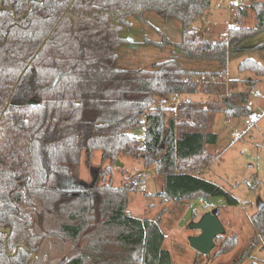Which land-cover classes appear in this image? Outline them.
Here are the masks:
<instances>
[{"label":"trees","instance_id":"1","mask_svg":"<svg viewBox=\"0 0 264 264\" xmlns=\"http://www.w3.org/2000/svg\"><path fill=\"white\" fill-rule=\"evenodd\" d=\"M212 2L0 0V264H173L160 218L141 220L128 211L129 193L141 191L144 175L118 187L106 180L122 156L164 178L156 194L163 202L218 198L239 205L203 172L218 158L208 150L218 142L215 116L254 119L248 102L258 80H228L227 64L249 49L264 50V43L246 45L264 34V2L251 6L254 26L246 25L249 9L241 7L215 42L194 27ZM147 13L181 22L179 57L218 62L221 70L189 71L178 58L152 70L120 69L122 32ZM164 40L156 44H170ZM239 71L264 76L251 59ZM180 95L174 114L170 105ZM144 118L146 140L136 144ZM96 151L108 165L98 180L84 183L82 154L91 161ZM250 223L246 245L239 247L237 235L219 236L202 264H264L254 256L264 250V204ZM232 252L231 260L217 261ZM196 256L198 264L204 255Z\"/></svg>","mask_w":264,"mask_h":264},{"label":"rangeland","instance_id":"2","mask_svg":"<svg viewBox=\"0 0 264 264\" xmlns=\"http://www.w3.org/2000/svg\"><path fill=\"white\" fill-rule=\"evenodd\" d=\"M264 0H213L211 8L204 17L194 24L199 36L213 42L224 38L228 29L234 25L237 11L241 7H248L249 18L246 25H255V16L251 8L254 2ZM145 22L133 17L130 19L131 28L122 32L125 43L117 49V66L124 70H152L154 65L170 58H178L184 69L198 72H217L221 70L218 62L203 60H187L179 57L175 45L182 41V24L179 20H165L155 13H147ZM169 41V45L158 46L156 43ZM264 43V34L246 42L248 47ZM163 45V44H162ZM251 59L264 67V50L249 49L239 55L229 57L227 64V79L247 80L257 79L258 84L250 94L254 105L251 111L254 119L235 117L228 120L224 114H217L212 122V132L218 135V142L208 147V150L218 156L216 162L204 170L203 178L224 188L239 205L229 206L223 199L213 198L208 202L195 200L163 202L156 194L163 190L164 178L153 179L157 173L153 167L146 169L143 161L133 157L122 156L120 165L113 167L107 182L116 187L128 181H135L144 175L141 191L131 192L128 196V211L141 220H157L167 238L164 247L173 259V264H195L196 251L191 246L190 237L200 235V231L191 227V216L195 212L200 218L203 212L215 211L220 219L224 232L222 238L237 235L240 245H246L253 236L250 223L252 215L258 212L264 203V76L257 77L250 72H240L239 65L244 60ZM255 94L258 96L255 97ZM178 106V105H177ZM175 113V102L172 103ZM171 112V111H170ZM256 120V121H255ZM250 122V124L247 123ZM102 166V154L94 153L93 159L88 161L85 152L82 154L78 176L84 183L98 180ZM104 176L100 177V183ZM190 211V212H189ZM190 213L187 216L186 214ZM186 218V219H185ZM185 219L184 224H180ZM215 249L209 256H212ZM234 252L218 258L219 262H227L234 257ZM264 261V250L260 247L254 254ZM207 256L198 257L199 263L208 261ZM198 263V264H199Z\"/></svg>","mask_w":264,"mask_h":264},{"label":"water","instance_id":"3","mask_svg":"<svg viewBox=\"0 0 264 264\" xmlns=\"http://www.w3.org/2000/svg\"><path fill=\"white\" fill-rule=\"evenodd\" d=\"M117 165H120L119 162ZM263 204L260 205L259 210L263 207ZM191 227L200 231V235L190 237L191 248L201 255H210L215 247L216 238L222 236L224 232V227L217 213L215 211L205 213L198 221L192 223ZM5 232L9 234L10 230L8 229Z\"/></svg>","mask_w":264,"mask_h":264},{"label":"built area","instance_id":"4","mask_svg":"<svg viewBox=\"0 0 264 264\" xmlns=\"http://www.w3.org/2000/svg\"><path fill=\"white\" fill-rule=\"evenodd\" d=\"M258 95L255 94V97H257ZM175 110L177 108V105L179 104V101L175 100ZM174 104V103H173ZM254 105L252 100H249L248 102V106L252 107ZM248 124H250L249 121H247ZM146 135H147V120L144 118L142 119L141 123H140V128L137 132H135L134 134V141L136 144H143L146 140Z\"/></svg>","mask_w":264,"mask_h":264},{"label":"crops","instance_id":"5","mask_svg":"<svg viewBox=\"0 0 264 264\" xmlns=\"http://www.w3.org/2000/svg\"><path fill=\"white\" fill-rule=\"evenodd\" d=\"M145 21H146V20H145ZM145 21H144V22H145ZM183 97H184V96H181V95H180V96H175L174 99L177 100V101H180ZM189 97H190V96H189ZM191 97H193V98H199L200 96H199V95H192ZM203 173H204V172H203ZM158 177H160V176H156V175H154V176H153V179H156V178H158ZM144 180H145V179H144ZM145 181H146V180H145ZM145 181L143 182V184H145ZM163 186H164V185H163ZM159 193H160V192H159ZM189 212H190V211H189ZM189 212L186 214V218H187L188 215H190ZM129 213H130V212H129ZM205 213H207V212H203V213L201 214L200 218H201ZM186 218H185V219H186ZM200 218H197L194 222L198 221ZM185 219L181 220L179 223H180V224H184L185 221H186ZM187 219H188V218H187ZM219 220H220V219H219ZM165 236H166V234H165ZM166 238H167V236H166Z\"/></svg>","mask_w":264,"mask_h":264}]
</instances>
